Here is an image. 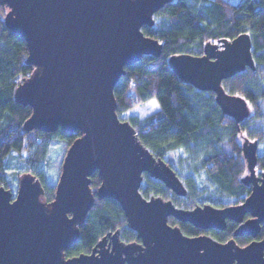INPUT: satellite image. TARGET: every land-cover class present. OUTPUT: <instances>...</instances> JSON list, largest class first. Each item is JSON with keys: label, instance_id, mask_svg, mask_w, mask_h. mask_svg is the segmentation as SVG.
Segmentation results:
<instances>
[{"label": "water", "instance_id": "water-1", "mask_svg": "<svg viewBox=\"0 0 264 264\" xmlns=\"http://www.w3.org/2000/svg\"><path fill=\"white\" fill-rule=\"evenodd\" d=\"M170 1L0 0L9 8L6 27L25 38L27 62L35 66L15 91L16 101L33 109L24 130L81 131L64 156L52 201L45 200L42 182L31 171L20 175L15 195L0 184V264H264V236L257 238L264 223L258 140L244 137L242 142L249 170L243 181L252 184L242 203L184 208L160 195L147 198L140 190L147 173L177 196L187 194L176 170L120 117L114 92L125 66L144 55H161L163 43L142 27L154 25L156 12ZM169 63L184 82L213 91L237 122L249 116L248 101L223 86L225 78L256 67L248 33L209 41L201 56L171 55ZM95 172L102 180L97 196L120 204L140 241L122 239L118 229L91 252L66 257L94 206ZM170 216L204 230H222L234 220L239 223L234 235L253 240L241 246L234 237L223 242L207 233L190 236L170 224Z\"/></svg>", "mask_w": 264, "mask_h": 264}, {"label": "trees", "instance_id": "trees-1", "mask_svg": "<svg viewBox=\"0 0 264 264\" xmlns=\"http://www.w3.org/2000/svg\"><path fill=\"white\" fill-rule=\"evenodd\" d=\"M8 10L6 4L0 3V184L13 189L15 180L18 184L20 175L31 171L42 182L45 200L52 201L64 156L81 131L64 133L61 128L55 132L24 130V123L33 109L16 101L19 83L14 78L19 75L24 79L29 77L35 66L27 62L29 49L25 38L5 25ZM156 18L154 25H144L142 30L146 35L160 39L163 43L161 55H144L124 67L125 73L114 90L117 112L121 117L123 112L152 98L158 100L159 110L143 118L131 116L128 120L141 141L185 180L187 194L180 199L162 181L147 173L140 190L146 197L160 195L184 208L205 203L222 207L242 203L252 190V184L243 181L249 170L242 142L244 137L264 140V127L261 128V121H264V0H171L156 12ZM242 33L251 36L256 67H247L223 80L229 93L244 97L250 105L249 116L237 122L222 110L213 91L198 90L184 82L171 67L169 58L180 53L201 56L207 42L233 39ZM57 141L62 142V150L52 160ZM27 150V156L21 154ZM175 151L179 152L178 160ZM15 159L23 168L13 172L14 182H11L8 165ZM44 161L56 166V182L52 183L46 177L41 167ZM256 173H264V151L257 153ZM203 175H206V181ZM101 181L95 172L91 183L96 196L94 206L79 226L80 236L66 250V257L91 252L100 239L118 229L122 239L140 241L137 233L128 227L120 204L113 198L97 196ZM168 221L190 236L207 233L223 242L234 237L241 246L253 240L248 234L235 236L239 223L230 219L222 230H204L173 216ZM262 236L264 223L257 238Z\"/></svg>", "mask_w": 264, "mask_h": 264}, {"label": "rangeland", "instance_id": "rangeland-1", "mask_svg": "<svg viewBox=\"0 0 264 264\" xmlns=\"http://www.w3.org/2000/svg\"><path fill=\"white\" fill-rule=\"evenodd\" d=\"M155 20H158L157 18ZM160 108V105H159V102L156 98H152L150 100H148L145 104L143 105H139V106H136L134 108H131L125 112H123L121 114V118L122 119H128L129 117L131 116H138L139 118H143L157 110H159ZM261 128L264 127V121H261ZM37 139H40V137H37ZM53 152L51 154V158L52 160H54L56 158V156L58 154L61 153V150H62V142L60 141H57L54 146H53ZM264 151V140H260L258 141V152H263ZM14 154H19L18 151H14ZM22 155L24 156H27L28 155V150L27 151H22L21 152ZM20 154V155H21ZM175 158L176 160L179 159V152L178 151H175ZM17 160L15 159L14 161H11L8 165V172L10 173L8 175V178L11 182H14V175H13V172L15 170H17L19 167H21V164L18 162H16ZM41 167L45 170V173H46V177L48 178V180L52 183L56 182L57 181V171H56V166L53 165V163L51 164L50 162H42L41 164ZM23 168V167H21ZM145 174V173H144ZM203 179L206 181L207 180V177L206 175H203ZM183 181L185 182V180L183 179ZM145 184V181L142 182V185L141 186H144ZM17 189H18V184L15 180V184H14V187L12 190L13 194L15 195L17 193ZM141 189V188H140ZM142 192V191H141ZM146 197V196H145ZM150 197V196H149ZM147 197V198H149ZM179 197V196H178ZM185 197V196H184ZM184 197H179L180 199H183ZM175 203V202H174ZM176 204V203H175ZM177 205V204H176ZM179 206V205H178ZM180 207H183V205H181Z\"/></svg>", "mask_w": 264, "mask_h": 264}, {"label": "built area", "instance_id": "built-area-1", "mask_svg": "<svg viewBox=\"0 0 264 264\" xmlns=\"http://www.w3.org/2000/svg\"><path fill=\"white\" fill-rule=\"evenodd\" d=\"M14 80H15V82H17V83H21V82H23V80H24V78L22 77V76H16L15 78H14Z\"/></svg>", "mask_w": 264, "mask_h": 264}]
</instances>
